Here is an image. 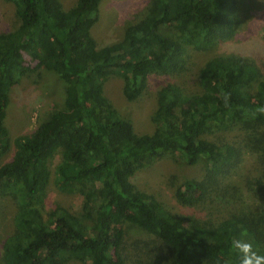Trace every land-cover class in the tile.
Segmentation results:
<instances>
[{
	"label": "trees",
	"instance_id": "trees-1",
	"mask_svg": "<svg viewBox=\"0 0 264 264\" xmlns=\"http://www.w3.org/2000/svg\"><path fill=\"white\" fill-rule=\"evenodd\" d=\"M3 1L14 25L0 30V194L14 211L0 233V264H264V58L211 53L195 90H157L154 128L144 133L105 92L118 77L124 99L141 100L153 75L186 69L188 50L233 39L235 0H146L122 37L104 44L92 34L103 0ZM45 73L62 84L55 105L11 139L12 90L36 87ZM57 154L54 184L82 197L77 212L44 202ZM166 155L203 164L174 184L180 210L132 182ZM249 164L253 173L239 182ZM133 226L150 238L139 241L152 258L150 247L129 254Z\"/></svg>",
	"mask_w": 264,
	"mask_h": 264
},
{
	"label": "rangeland",
	"instance_id": "rangeland-1",
	"mask_svg": "<svg viewBox=\"0 0 264 264\" xmlns=\"http://www.w3.org/2000/svg\"><path fill=\"white\" fill-rule=\"evenodd\" d=\"M73 2L74 0H63L67 7ZM235 3L237 8L236 36L230 41L218 43L212 50L202 52L188 50L186 69L173 75H153L149 80L151 90L148 96L135 102H128L122 94L121 79L112 77L107 81L106 95L113 101L116 110L121 115L132 120L136 132L144 133L154 128L150 115L156 107V92L160 87L172 83L181 86L187 92H192L197 88V72L211 53L240 52L255 60L264 58V0H235ZM145 5L146 0H103L99 7V20L92 29L97 42L104 44L119 40L126 24L136 20ZM13 19V6L0 0V30L11 29L14 25ZM61 89V82L48 73L43 75L41 83L36 87L32 84H22L14 88L6 116L11 139L20 134L30 133L37 125L38 118L53 108ZM228 134L235 141L239 131L233 129ZM13 150L12 145L6 158L12 155ZM61 159V155L57 154L49 161L50 180L45 189L44 202L47 205L56 202L71 212H77L82 197L75 193L60 191L54 184L55 166ZM245 166L244 173L246 174L238 177L239 182L245 181L249 174L253 173L250 164ZM202 167L201 162L189 167L178 157L166 155L138 170L132 177V182L138 188L154 193L172 210H180L182 208L174 197V184L180 183L184 178L198 177L202 173ZM256 178L255 175L253 179L256 180ZM235 180L237 179H234V182ZM13 205L12 198L0 194V233L11 225ZM139 239L150 238L143 230L135 226L130 227L126 236V247L129 254L134 255V252H137V255L146 254L150 247L148 252L152 258L153 247L147 246L143 240L139 241Z\"/></svg>",
	"mask_w": 264,
	"mask_h": 264
}]
</instances>
